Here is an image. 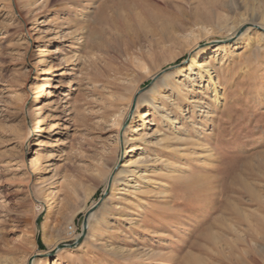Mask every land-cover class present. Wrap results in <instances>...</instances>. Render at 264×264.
Masks as SVG:
<instances>
[{"label": "rangeland", "instance_id": "1", "mask_svg": "<svg viewBox=\"0 0 264 264\" xmlns=\"http://www.w3.org/2000/svg\"><path fill=\"white\" fill-rule=\"evenodd\" d=\"M126 1L0 0V264H264V0Z\"/></svg>", "mask_w": 264, "mask_h": 264}, {"label": "bare ground", "instance_id": "2", "mask_svg": "<svg viewBox=\"0 0 264 264\" xmlns=\"http://www.w3.org/2000/svg\"><path fill=\"white\" fill-rule=\"evenodd\" d=\"M164 1H167V0H162ZM106 4H108L107 6L111 5L112 7L113 6H116V7H120V8H127L129 10L133 9L132 5L126 1V0H105ZM132 3V2H131ZM105 4V5H106ZM104 5V6H105ZM169 9V8H168ZM122 11V10H121ZM130 13V12H129ZM157 15H154V14H151V13H148V12H145L143 10H140L138 13H137V21L139 23V25L142 27V26H152L156 23L157 20ZM159 19V18H158ZM154 30V29H153ZM152 35V34H151ZM188 68L191 69V68H199L201 69V65L195 60V59H191L190 60V63L188 65ZM202 72L206 73L205 70H203ZM170 123L173 124V120H170ZM109 186V184H108ZM95 205H93L94 207ZM93 207L89 208L86 213H89L91 211H93ZM99 207V206H98ZM97 208V207H96ZM88 215V214H87ZM86 215V217H87ZM88 222V221H87ZM88 225V223H87Z\"/></svg>", "mask_w": 264, "mask_h": 264}, {"label": "water", "instance_id": "3", "mask_svg": "<svg viewBox=\"0 0 264 264\" xmlns=\"http://www.w3.org/2000/svg\"><path fill=\"white\" fill-rule=\"evenodd\" d=\"M109 184V183H108ZM110 185V184H109ZM109 188V187H108ZM107 191V190H106ZM100 202H101V200L100 201H98V203L97 204H95V206L93 207V209L97 206V205H99L100 204ZM86 228H87V220L85 219L84 220V222H83V226H82V234H81V236L80 237H82L83 236V234L85 233V230H86ZM81 239V238H80ZM77 243H79V241L77 242Z\"/></svg>", "mask_w": 264, "mask_h": 264}]
</instances>
